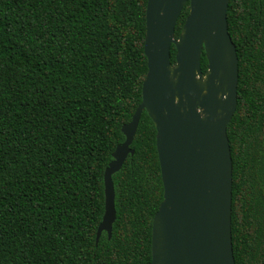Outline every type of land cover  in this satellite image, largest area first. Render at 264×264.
Segmentation results:
<instances>
[{
    "label": "trees",
    "instance_id": "1",
    "mask_svg": "<svg viewBox=\"0 0 264 264\" xmlns=\"http://www.w3.org/2000/svg\"><path fill=\"white\" fill-rule=\"evenodd\" d=\"M147 1L0 0V264H151L163 186L145 111L112 175L111 237L96 243L103 174L142 99ZM188 13L189 1L175 38ZM227 27L238 58L232 251L235 264H264V0H229Z\"/></svg>",
    "mask_w": 264,
    "mask_h": 264
},
{
    "label": "water",
    "instance_id": "2",
    "mask_svg": "<svg viewBox=\"0 0 264 264\" xmlns=\"http://www.w3.org/2000/svg\"><path fill=\"white\" fill-rule=\"evenodd\" d=\"M187 1L188 17L175 38ZM228 3L147 1L142 99L130 122L122 126L124 142L112 153L103 174L104 214L96 243L102 232L111 237L116 219L112 175L134 154L130 146L145 111L156 130L163 186V200L152 220L151 264H235L227 126L237 107L238 58L228 33Z\"/></svg>",
    "mask_w": 264,
    "mask_h": 264
}]
</instances>
